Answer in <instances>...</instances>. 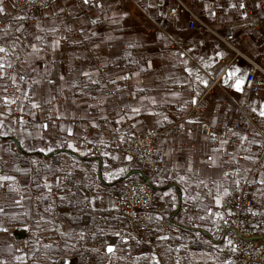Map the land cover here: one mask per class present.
<instances>
[{
    "label": "crops",
    "instance_id": "0c3cea01",
    "mask_svg": "<svg viewBox=\"0 0 264 264\" xmlns=\"http://www.w3.org/2000/svg\"><path fill=\"white\" fill-rule=\"evenodd\" d=\"M96 1L68 2L82 39L54 11L24 26L16 16L1 32L4 43L19 37L13 59L21 64L12 83L0 76V264H237L224 255L232 243L213 231L223 216L222 197L252 172L248 197L264 216V88L257 97L245 90L248 62L216 37L189 30L186 14L170 18L169 3L112 0L106 6L113 19L103 25ZM184 3L214 25L205 0ZM0 7L12 11L3 0ZM219 11L234 25L238 51L264 65V26L247 35L259 0H222ZM83 42L98 61L113 64L111 77L139 134L170 131L211 86L207 110L156 147L164 169L151 180L155 205L137 219L152 245L138 241L117 208L126 183L143 173L127 156L109 153L129 132L119 128L122 116L109 102H95L99 76L84 65ZM10 85L22 87L16 114L2 97ZM25 97L39 107H27ZM40 108L51 109L54 120L38 115ZM236 112L250 117L247 128L214 139L200 135L199 122L222 126ZM232 136L239 144L229 145ZM252 229L264 242V226Z\"/></svg>",
    "mask_w": 264,
    "mask_h": 264
},
{
    "label": "built area",
    "instance_id": "2783aa9c",
    "mask_svg": "<svg viewBox=\"0 0 264 264\" xmlns=\"http://www.w3.org/2000/svg\"><path fill=\"white\" fill-rule=\"evenodd\" d=\"M70 0H3L4 3L12 7V11H3L0 13V47L5 52L0 53V63L4 65L0 69V76L8 79L12 83L14 76L17 75L20 60L13 59V53L19 43V37L13 36L8 42L1 40V32L10 27L16 16H22L18 19V24L26 25L30 21L36 20L37 15L47 11H54V19L61 20L65 26L73 30L76 35L82 39L83 33L77 28L75 16L68 4ZM82 2L84 0H75ZM112 0H97L94 7L96 11L102 10L104 18L103 25H108L113 19V12L106 4ZM125 3L136 4L137 0H122ZM169 3L168 16L176 19L179 15L186 14L188 16L187 27L189 30L200 29L204 36H214L225 42L233 51L238 53L241 58L248 62L245 90L251 92L257 97L262 88H264V65L263 58L257 56H249L238 51V41L233 32L234 25L229 22L228 17L219 11V5L222 0H205L212 11L213 24L205 22L206 15L198 16L190 10L184 3V0H148L154 3ZM196 3V0H192ZM260 13H251L254 21L247 26V35L253 38L257 32L262 30L264 26V0H259ZM221 26L217 28V26ZM264 45V37L259 39ZM68 43V39L64 40V44ZM81 51L85 54L84 65L87 70L95 72L99 76V80L95 83L94 99L98 105L109 102L122 116L119 128L129 132V138L123 144H114L110 149L111 154H123L130 160L136 162L142 173L141 180H130L126 183L124 191L117 197V208L125 217L126 225L129 230L135 233L141 244H153L151 238L147 237L144 232L146 227H139L137 219L141 213L149 212L154 208L156 191L151 185V180L159 175L164 169L161 162V154L156 147L159 145L161 138H168L170 134H181L185 130L184 124L191 118H195L203 114L209 104L206 101V94L210 91L211 86L206 93L199 98H195V103H191L183 110L179 116L174 119V124L170 131H158L155 128H147L142 134L137 132L133 121L127 116L125 107L121 102V94L119 92V84L111 77L113 64L111 62L102 63L94 57V50L83 42ZM83 73V70H79ZM22 92L20 85H10L9 90L2 96L7 101L11 114H16L19 96ZM24 104L32 109L33 100L25 97ZM36 113L40 116H52L54 113L51 109L45 111L36 109ZM234 120L222 126H213L207 121L199 122V133L201 136L214 139L218 138L222 132L235 133L241 129L247 128L251 123L247 113L236 112ZM229 145L239 144L237 139L232 136L228 139ZM221 154L225 155L226 150H222ZM264 159V148L262 149L259 161ZM175 160L171 159L169 170L175 172ZM250 173L241 183V188L233 194L222 197L220 209L223 216L219 218L218 224L213 231L214 238L227 239L232 243V250H225L224 255L228 260H234L237 264H264V242L258 240L252 229V226H264V216L260 214V206L248 197L247 189L251 185L252 176Z\"/></svg>",
    "mask_w": 264,
    "mask_h": 264
},
{
    "label": "snow or ice",
    "instance_id": "6c2138e0",
    "mask_svg": "<svg viewBox=\"0 0 264 264\" xmlns=\"http://www.w3.org/2000/svg\"><path fill=\"white\" fill-rule=\"evenodd\" d=\"M89 2V0H85V3H88ZM4 11V9L2 8V7H0V13H2ZM2 52H5V49L3 48V47H0V53H2ZM4 67V65L2 64V63H0V69H2ZM237 71H239L238 69H237ZM85 75H87V73H85ZM61 78H63V77H61ZM240 83H242V81H238L237 82V88H239V85H240ZM7 102V101H6ZM193 103H195V101H193ZM34 108L35 107H39V105L38 104H33L32 105ZM134 111H136V110H134ZM260 115L261 116H264V110H262L261 112H260ZM71 147V146H70ZM225 194H227V193H225ZM108 251L109 252H112L113 251V249L112 248H109L108 249Z\"/></svg>",
    "mask_w": 264,
    "mask_h": 264
}]
</instances>
